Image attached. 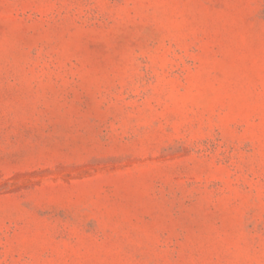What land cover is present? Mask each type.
I'll use <instances>...</instances> for the list:
<instances>
[{
    "label": "rangeland",
    "instance_id": "374dc122",
    "mask_svg": "<svg viewBox=\"0 0 264 264\" xmlns=\"http://www.w3.org/2000/svg\"><path fill=\"white\" fill-rule=\"evenodd\" d=\"M0 264H264V0H0Z\"/></svg>",
    "mask_w": 264,
    "mask_h": 264
}]
</instances>
